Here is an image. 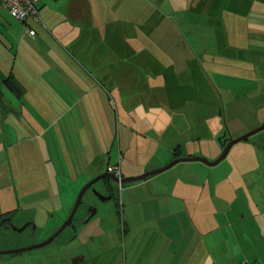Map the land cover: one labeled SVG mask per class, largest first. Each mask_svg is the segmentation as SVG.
I'll use <instances>...</instances> for the list:
<instances>
[{"label":"crops","instance_id":"0c3cea01","mask_svg":"<svg viewBox=\"0 0 264 264\" xmlns=\"http://www.w3.org/2000/svg\"><path fill=\"white\" fill-rule=\"evenodd\" d=\"M256 10L264 11V0H40L38 15L43 26H39L11 17L0 5V232L12 224L2 218L31 223L34 216L23 219L18 213L48 205L53 209L61 195L79 189L109 167L119 166L122 178L136 177L176 159L177 147L179 157L203 155L214 162L222 148L212 145L211 153L205 155L198 144L205 138L211 144L221 139L224 125L221 111H215L217 106L210 111L205 93L186 76L191 71L192 50H198L194 54L205 63L221 65V59L228 60L222 51L252 39L246 20ZM192 26L199 29L193 31ZM31 30L35 36L29 34ZM97 34L103 35L99 37L102 50L143 49L139 45L146 39L150 50L172 51L171 56L179 51L172 62L160 58L157 65L170 62L182 68V79L172 75L171 81L177 84L170 88L177 108L159 100L158 106L139 105L126 111L136 115L146 111L156 117L134 121L133 134L118 143L117 159L112 146L107 152L101 136H95L93 143L82 134L81 145L77 134L81 80L71 64L77 68L80 64L71 49L82 44L83 49H90ZM258 42L264 45V39ZM209 49L217 50L219 57L210 55ZM103 59L89 64V77L100 73L96 66L107 65L110 75L107 69L100 74L104 79L116 81L120 76L131 82L133 77L142 78L138 65L127 59ZM236 61L229 65L245 70L254 59ZM130 66L135 68L129 71ZM160 72L154 75L161 81ZM243 80L249 83L251 99L264 97V73L254 66ZM180 85L181 93L176 91ZM255 111L264 112V103ZM159 113L169 118L161 121ZM256 119L259 125L264 115ZM254 127L246 126L241 133ZM149 132L154 136H148ZM66 154L74 160L64 174L57 167ZM141 156L154 162L152 168H147L148 162L138 164ZM127 185L122 186L129 197L122 201L120 229L113 225L116 243L100 251L95 238L107 233L92 230L84 235L90 240L89 249L73 255L81 256L80 260L61 264H264V130L234 144L214 166L179 162L161 175ZM145 186L144 196L140 188ZM93 219L90 227L97 221ZM109 222L99 224L110 227ZM101 254L106 256L102 261L94 259Z\"/></svg>","mask_w":264,"mask_h":264},{"label":"rangeland","instance_id":"374dc122","mask_svg":"<svg viewBox=\"0 0 264 264\" xmlns=\"http://www.w3.org/2000/svg\"><path fill=\"white\" fill-rule=\"evenodd\" d=\"M249 18L250 19L246 21H249V25L252 28V30L249 32L250 38L252 37V39H248L247 44H237V46H230L229 48H227L229 50L222 51L225 56L224 59L228 60L223 61V59H221V62L218 63L221 65H209L205 63V61L202 59V56L200 57L198 55L197 57L194 54L199 53V51L196 49H194V51L192 50V62L190 64L191 71L186 75L188 76V80L193 82L196 85L197 89L202 92V94L205 93V98L207 100L209 110H212L215 106H217L215 111L217 109L221 111L222 116H220L219 118L221 123L224 125V129L220 135L222 136L221 138H224L223 140L227 138L230 139L231 136L234 137L233 139H236L259 128L260 125L264 122L263 120L262 123L256 125L257 116H263L264 112L257 113L255 111V108H257V106H260L264 103V97L255 100L251 99L247 92L249 83L243 80V78H247V70L250 68L252 72L254 66L255 69L260 70L262 73H264V67L260 68V65L264 66V61H262V57L264 54V45L258 42V40L264 39V11L260 12V10H256L249 16ZM250 21H252V23ZM191 29L194 31L198 30L199 27L192 26ZM102 34L96 35L98 39L95 41L96 43L93 46L91 45L92 47L90 46V49H83V44L78 47L75 46L73 49H71V52H73L71 56H73V54L77 56L76 58L80 64V66H78L79 68L71 64V67L75 70V73L80 74L81 80L79 82V109L82 111V113H80L79 115L80 121L76 120L77 134L80 138L81 145L83 142L82 134L87 140L93 143L97 140L95 136H101L104 140V143H106L107 152H109V148H111L112 146L113 155H116L117 159V152L119 150L118 148L120 147L118 143L119 141H121L120 144H122L123 142H125V140L128 139V136L130 134H133L130 130L135 129L136 125L134 124V121L140 122L142 117L154 121L156 117L155 114L150 115L147 114L146 111L143 115H136L135 113L129 112L126 113V111L134 110L133 107L139 105H143L146 108H152L153 106L159 105V100H161L162 103H167L170 105L173 104L174 107L177 108L178 105L173 102L175 97L171 95L170 88L177 84H175V81H171L172 75H175L179 80L182 79V68L178 65L173 64L170 66V62L165 66L157 65L160 58H168L172 62L177 58V53H179V51L176 52L175 56H171L170 53L172 51L150 50L149 45L146 43V39L144 40V45H139L143 49H130L128 51H109L104 47L105 50H102V46H104V44L99 41V37L102 38L103 36ZM193 35L195 36L199 34L193 33ZM114 36H116V40L119 37V35L117 34L113 35V37ZM125 36L130 37L133 35ZM191 38L194 37L192 36ZM238 43H241V41ZM192 47L194 48L193 45ZM208 51L209 54L213 57H219V52L217 50L209 49ZM107 56H109L110 58H119L118 61L127 59V62L130 61L131 63L137 64V68L140 69L142 78L133 77V80L131 82L123 80L120 76L116 81L104 79L100 74L104 73L107 69L110 75V70L107 65H105L106 67L96 66V69H98L100 73L96 72L94 76L91 75L89 77L88 75L91 74L88 73V68H91L89 64L95 61L96 63L105 62L106 60L104 59L107 58L103 59V57ZM239 58L247 62L252 59H254V61L253 64L249 65V67L245 70L243 66H239L238 64H233V66L229 65ZM201 59L202 63L201 65H199ZM134 68L135 66H130L129 71H131L130 69ZM159 69H161V81L154 75H157ZM78 70H80V72ZM188 80H186V82ZM177 88L178 89L176 91L181 93L182 85ZM82 91H85V93H81ZM180 98H183V94ZM83 99L85 101H83ZM86 108H90L91 110L88 112ZM160 108H162V106H160L159 109ZM76 117L78 118V116ZM159 117L161 121H166L169 118V114L161 113ZM65 119H70V117H66ZM127 124H129V129H127L128 127L125 128ZM246 126L255 127L249 129L248 131H245V133H241L243 128ZM71 130L74 133L73 127H71ZM152 135V132L148 133V136L153 137L154 135ZM140 136L141 139L145 137L144 134ZM206 139L207 138H205V140L201 141L200 144H198V150H201L203 154H210V148L212 145H216L221 149L218 138L214 140V144H211L209 139ZM131 153H133L132 148ZM201 157L205 158L208 161V159L203 155H201ZM73 160L74 156L66 154L65 156L61 157V165H59V167L57 168L62 169L61 171L65 174V172L67 173L68 169L70 168L68 167L69 163ZM147 162V157H138V164L142 165V163ZM153 163L154 162L149 161L147 168H152ZM168 163H166L165 165H167ZM165 165H161L160 167H163ZM160 167H153L154 169L147 170L137 176H140L152 170L159 169ZM167 171H169V169L160 174H157V176ZM141 182L143 181H139L138 183ZM100 183L101 181L95 183L94 187L99 186ZM136 183L137 182L130 183L129 185H134ZM85 185L86 183L79 189L72 188L74 191L72 193H69L68 195H61V198L59 200L56 199L54 201L53 209L48 205V208L40 207L37 209V211L35 210V212H19L18 214L22 215L19 216V218L33 219L34 216V221L36 222L33 221L31 223L35 225V228L32 230L31 226H27L23 231L17 232L14 230V228L22 227L24 222L22 223L21 221H11V227L3 229L0 232V251L23 248L44 242L56 230V225L59 223V227L60 224H62V221L60 220L64 217L63 214L66 213L68 208H70V210L72 209L78 194ZM115 186V197L112 201L101 203L100 201L92 198L93 193L91 191H88L82 197V202L78 207L75 218H80L83 212H85L87 215L88 208L95 205L98 207H94V209H96V213L94 215L93 221L97 219V221H95L94 223L95 226H93L92 224L90 227V225H88L89 221H87L86 223H84V221H72L74 227H66L52 242L45 246L21 252L0 254V264L68 263L70 262L69 260L71 256L77 254L83 255V253H85L86 250L89 249L90 240L88 241V239L84 235L89 234L90 232H92V230L98 231V233L106 232L108 234L107 235L104 233L95 238L96 246L100 248V251L105 249L104 245L109 247L111 246V244H115L117 239L114 233V228L116 227H113V225H116L117 228L120 229L119 222L123 217L122 201H124L125 203L129 197L124 194L122 186ZM140 189H143L142 193L145 196L147 193L146 186L145 188ZM136 193V195L140 194V192ZM148 202L151 204L153 203L151 201ZM61 206L63 207L60 208ZM106 211L107 213H105ZM27 214H30V216ZM100 221H110V227L108 226V224L100 225ZM79 235L81 236L79 237ZM108 236L111 237V240H106ZM102 241H104V243ZM96 257L97 258L94 257V259L102 261L106 256L104 254H101ZM107 258L109 260L111 259V257L109 258V255L107 256Z\"/></svg>","mask_w":264,"mask_h":264},{"label":"water","instance_id":"95a60500","mask_svg":"<svg viewBox=\"0 0 264 264\" xmlns=\"http://www.w3.org/2000/svg\"><path fill=\"white\" fill-rule=\"evenodd\" d=\"M264 130V122L260 125L259 128L245 134L242 135L236 139H230L228 141L226 140H220L218 139V142L220 143V146L222 148V152L219 155V157L214 161V162H208L205 158L202 157H179L176 158L174 160H172L171 162H169L167 165L150 171V172H146L140 176H136V177H128V178H122V179H117L116 177H114L113 175L105 172L97 177H95L94 179H92L91 181H89L88 183H86V185L81 189L80 193L77 196V199L73 205V208L68 216L67 221H63L62 224L59 226V228L52 234L50 235L44 242L40 243V244H35V245H31V246H27V247H23V248H18V249H10V250H4V251H0V254L3 253H14V252H21V251H25V250H29V249H33V248H38V247H42L45 246L47 244H49L50 242H52L66 227L73 226L72 221H70L74 214L76 213L77 208L80 206L81 204V200L83 195L86 193V191L95 183L99 182V181H103L104 179H108L109 181H111L113 184L117 185V186H124L126 184H130V183H135V182H139V181H145L147 177L149 176H153V175H157L159 173H162L166 170H168L169 168H171L172 166H174L175 164L179 163V162H187V161H200L202 163H205L207 165H211L214 166L216 164H218L220 161H222L226 155L228 154L229 150L231 149V147L238 143L241 142L245 139L250 138L251 136H254L255 134L261 132ZM103 187L105 188V186L103 185ZM92 192L94 193V195H96L98 197V199L100 201L106 202L109 201L110 198H103L101 196L100 193H98L97 191H95L94 189L92 190ZM96 212V209L93 213L88 214L87 220H89ZM87 221H84V223H86ZM28 225L31 226L32 230L35 228V225L33 223H26L24 224L22 227L20 228H14L15 231L17 232H21L23 231Z\"/></svg>","mask_w":264,"mask_h":264},{"label":"built area","instance_id":"2783aa9c","mask_svg":"<svg viewBox=\"0 0 264 264\" xmlns=\"http://www.w3.org/2000/svg\"><path fill=\"white\" fill-rule=\"evenodd\" d=\"M39 2L40 0H0V5L8 11L11 17L21 22L31 20L36 25L43 26L37 11ZM29 34L33 36L34 31H29ZM108 172L117 179H121L119 166L109 167Z\"/></svg>","mask_w":264,"mask_h":264},{"label":"flooded vegetation","instance_id":"af4514ba","mask_svg":"<svg viewBox=\"0 0 264 264\" xmlns=\"http://www.w3.org/2000/svg\"><path fill=\"white\" fill-rule=\"evenodd\" d=\"M108 171V170H107ZM108 173V172H107ZM121 173V172H120ZM109 174H111V175H113L112 173H110L109 172ZM114 176V175H113ZM121 179H122V175H121ZM103 185L105 186V188L103 187ZM95 190V191H97L98 193H100L101 194V196L103 197V198H110V200L109 201H112L113 199H114V195H115V189H116V186H115V184H113L111 181H109L108 179H104L103 181H101V183H100V185L99 186H97V187H94V184L86 191V193L88 192V191H91L92 192V190ZM93 193V192H92ZM84 196V195H83ZM93 199H96L97 201H100L99 199H98V197L96 196V195H94V193H93V197H92ZM81 202H82V200H81ZM101 203L103 202V201H100ZM81 205V204H80ZM94 207L95 208H97V206H92V207H89L88 208V210H87V215H86V213L85 212H83V214H82V216L80 217V218H75V215H76V213H77V210H78V208H77V210H76V213L74 214V216H73V218L70 220V221H91L92 220V218L94 217V216H92L89 220H87V217H88V214H91V213H93L94 211H95V209H94ZM73 208V207H72ZM72 210V209H71ZM71 210L69 211V213H68V215L65 217V218H62L60 221H67V219H68V216H69V214H70V212H71ZM96 213V212H95ZM105 213H107V211L105 212ZM1 221H12L9 217H7V218H2L1 219ZM10 223V222H9ZM61 225V224H60ZM59 227H57L56 228V230L58 229ZM55 230V231H56ZM54 231V232H55ZM53 232V233H54ZM52 233V234H53ZM51 234V235H52ZM80 258H81V256H78V257H73V256H71L70 257V262L72 263V262H74V261H79L80 260ZM72 259V260H71Z\"/></svg>","mask_w":264,"mask_h":264},{"label":"trees","instance_id":"16d2710c","mask_svg":"<svg viewBox=\"0 0 264 264\" xmlns=\"http://www.w3.org/2000/svg\"><path fill=\"white\" fill-rule=\"evenodd\" d=\"M40 3V2H39ZM39 3H38V5H37V8H38V6H39ZM38 11V10H37ZM24 24L25 23H32V24H35L33 21H31V20H28V21H24L23 22ZM33 31V30H32ZM33 36H35V32H34V35ZM224 138H221L220 140H223ZM178 147L174 150V158H178L179 156H180V153H178Z\"/></svg>","mask_w":264,"mask_h":264},{"label":"bare ground","instance_id":"6f19581e","mask_svg":"<svg viewBox=\"0 0 264 264\" xmlns=\"http://www.w3.org/2000/svg\"><path fill=\"white\" fill-rule=\"evenodd\" d=\"M109 173V172H108Z\"/></svg>","mask_w":264,"mask_h":264}]
</instances>
